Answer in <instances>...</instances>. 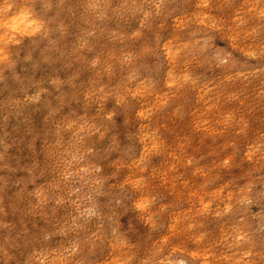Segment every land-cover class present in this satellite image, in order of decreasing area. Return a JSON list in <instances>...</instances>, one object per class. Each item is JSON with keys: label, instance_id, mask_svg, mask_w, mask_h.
<instances>
[{"label": "clouds", "instance_id": "obj_1", "mask_svg": "<svg viewBox=\"0 0 264 264\" xmlns=\"http://www.w3.org/2000/svg\"><path fill=\"white\" fill-rule=\"evenodd\" d=\"M0 264H264V0H0Z\"/></svg>", "mask_w": 264, "mask_h": 264}]
</instances>
